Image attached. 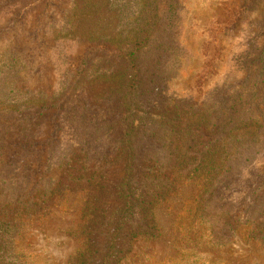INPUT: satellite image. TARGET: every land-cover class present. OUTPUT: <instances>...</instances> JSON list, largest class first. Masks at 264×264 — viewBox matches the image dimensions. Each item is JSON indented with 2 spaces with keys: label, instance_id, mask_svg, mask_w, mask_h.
<instances>
[{
  "label": "rangeland",
  "instance_id": "1",
  "mask_svg": "<svg viewBox=\"0 0 264 264\" xmlns=\"http://www.w3.org/2000/svg\"><path fill=\"white\" fill-rule=\"evenodd\" d=\"M163 1L159 0L160 10ZM126 2V8L122 7ZM169 4L173 28L180 34L183 60L178 78L169 85L168 95L175 93L192 99L199 105V111L211 106L212 94L233 92L241 96L245 91L254 95L251 101L254 121L249 126H240L235 134L242 138L256 134L260 148L244 169L233 172L221 186L222 192L226 185L230 186L224 190L223 199L236 201L228 221L237 227L248 217L242 197L258 188L255 196L264 200V83L253 86L259 74L260 81L264 80V58L260 56L264 50V0H177L165 5ZM140 5L139 0H115V4L112 0H0V115L6 118L7 126H12L5 142L13 146L17 142L14 132L20 130L22 140L33 147V153L15 163L17 172H27V182L15 185L19 187L21 204H29L30 210L14 216L16 211H8L6 216L2 212L0 226L9 227L11 239L17 241L14 246L24 251L29 264L72 263L83 250L84 227L94 229L92 232L100 244L94 263L103 262L114 226L113 222L108 224L106 214L120 207L111 190L123 177L127 159L124 155L117 164H110L112 153L103 155L109 143L92 139V146L99 148L100 153L81 161V155L75 152L79 141L70 128L82 104L100 105L91 109L93 122L109 119L110 114L106 115L101 105L105 106L108 95L121 87L122 80L117 75L110 78L106 70L115 61L112 58L118 39L132 37L133 19ZM119 7L128 14L124 12L120 18ZM165 12L160 11L163 16ZM246 77L249 85L245 88ZM23 107H31L32 112L25 124H18L19 113L14 109ZM43 107L44 115L36 118L38 109ZM134 116L137 124L142 113L135 111ZM195 119L183 114L181 127L185 129ZM52 150L60 156L58 162L48 157ZM4 170V165L0 166V172ZM99 176L102 180L96 179ZM34 178L38 188L31 193L32 187H36ZM237 180L240 183L235 184ZM101 181L108 196L101 195ZM84 189L89 192V202L95 200L90 203V211L97 209L100 214L95 212L90 218L83 214ZM198 191L187 184L182 192L193 196ZM102 210L105 215L100 217ZM156 220L162 239L158 242L138 239L126 260L118 264H147L148 258L160 261L176 257V247L169 239L175 230L174 216L160 207ZM254 222L257 221L248 228L250 232H256ZM209 257L231 264H264V247L241 239L232 247L210 252Z\"/></svg>",
  "mask_w": 264,
  "mask_h": 264
},
{
  "label": "trees",
  "instance_id": "2",
  "mask_svg": "<svg viewBox=\"0 0 264 264\" xmlns=\"http://www.w3.org/2000/svg\"><path fill=\"white\" fill-rule=\"evenodd\" d=\"M112 1L115 4V0ZM167 1L174 4L177 0H164L161 10L159 0H139L140 11L133 19L132 37L127 40L119 38L116 43V53L112 58L115 61L106 71L110 72V78L117 75L122 83L120 88L108 95L105 106L101 105L106 115L110 114L109 119L93 122L91 109L100 105L82 104L76 122L70 128L79 141L75 152L81 155V161L100 153L99 148L92 146V139L109 143L108 151L103 155L112 153L110 164H117L124 155L127 159L123 177L111 190L120 207L106 214V219L110 221L108 224L113 222L114 226L105 247L103 262L98 264H118L126 260L138 239L160 241L163 234L156 220V210L160 207L174 216L175 230L169 239L175 245L177 254L175 258L160 261L148 258L147 264H231L225 260L211 259L209 253L232 247L241 239L264 247V200H257L255 194L258 188L242 197L248 217L237 227L228 221L236 201L226 202L222 197L230 186L226 185L223 192L221 190L222 183L233 172L244 169V165L252 161L254 152L260 148L256 134L252 138L235 134L240 126H249L254 121L251 108L254 95H247L245 91L241 96L233 92L212 94L211 106L206 111H199V105L192 99L182 98L175 93L168 95L169 85L178 78L183 58L180 34L173 28L172 6H166ZM127 3L122 7L126 8ZM162 10L166 11L164 16L160 13ZM124 12L123 8L118 11L120 18ZM260 56L264 58V50ZM1 72L7 70L1 69ZM260 77L261 74L255 78L254 88L264 83ZM248 85L249 77H246L243 87ZM156 107L158 112L154 111ZM30 109L15 108L16 114L19 113L15 114L16 123L25 124L29 112H32ZM45 109H38L35 117L41 118ZM135 111L142 113L137 124L134 123ZM183 114L196 118L185 129L181 127ZM6 123V118L0 115V137H3L0 138V160L3 163L0 166L4 165L5 168V172H0V214L16 211L12 214L14 216L20 211L27 213L30 210L29 204H21V196L17 194L19 187H16L19 181L27 182V172H17L19 168L15 163L19 164L21 157L25 159L33 153V147L22 140L20 130L14 132L17 142L13 146L7 145L5 139L12 126ZM54 151L48 157L52 162H58L60 156ZM219 160L223 164L222 161L218 164ZM92 174L94 179L95 174ZM96 179L102 180V176ZM33 182L36 187H32L31 193L38 188L35 178ZM234 183H240V180ZM187 184L198 188L197 194L183 195ZM102 186L101 195L108 196L106 186L103 183ZM24 191H27V187ZM88 196L89 192L85 191L82 212L90 218L95 212L100 214V211H90V203L95 200L89 202ZM101 214L100 217L105 215L104 211ZM253 217L257 220H253ZM253 221H257L254 222L256 232L248 229ZM125 226L127 228L121 234ZM88 228L84 227L82 234L83 250L70 264H95L100 244L92 232L94 229ZM16 244L17 241L9 235V227L0 226V264H29L24 251H18L14 246Z\"/></svg>",
  "mask_w": 264,
  "mask_h": 264
}]
</instances>
